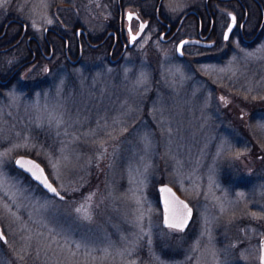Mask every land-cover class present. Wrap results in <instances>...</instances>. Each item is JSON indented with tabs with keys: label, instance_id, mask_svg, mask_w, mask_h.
I'll use <instances>...</instances> for the list:
<instances>
[{
	"label": "rangeland",
	"instance_id": "1",
	"mask_svg": "<svg viewBox=\"0 0 264 264\" xmlns=\"http://www.w3.org/2000/svg\"><path fill=\"white\" fill-rule=\"evenodd\" d=\"M203 3L164 0L161 11ZM111 4L0 0L39 36L69 17L98 32ZM152 33L121 63L98 56L0 88V264H260L264 45L186 62ZM19 153L67 198L18 170ZM160 182L194 207L186 232L162 225Z\"/></svg>",
	"mask_w": 264,
	"mask_h": 264
},
{
	"label": "flooded vegetation",
	"instance_id": "2",
	"mask_svg": "<svg viewBox=\"0 0 264 264\" xmlns=\"http://www.w3.org/2000/svg\"><path fill=\"white\" fill-rule=\"evenodd\" d=\"M143 1L152 4L144 7L139 0H111L98 32L69 17L46 26L43 36L32 31L9 6H0V88L36 83L54 70L68 71L87 62L90 65L98 56L111 64L121 63L141 37L131 44V35L142 22H146L145 30L153 27L152 44L174 49L186 62L225 59L237 47L264 45V0H204L173 19L161 11L164 0L159 13L161 0ZM232 16L235 25L225 39ZM79 28L86 33L79 34ZM185 38L196 41L183 45L180 54L178 46Z\"/></svg>",
	"mask_w": 264,
	"mask_h": 264
},
{
	"label": "water",
	"instance_id": "3",
	"mask_svg": "<svg viewBox=\"0 0 264 264\" xmlns=\"http://www.w3.org/2000/svg\"><path fill=\"white\" fill-rule=\"evenodd\" d=\"M161 4H162V0L160 1V4L157 8V13H159L160 11V8H161ZM141 24L144 25L143 29H141V27H139V30L136 32V33H132L131 37L135 36L136 39L139 38L142 33L144 32L145 30V27H146V22H142ZM234 25L235 24H232V20L229 24V26H231V28L233 29L234 28ZM228 26V28H229ZM228 28L226 30V35L228 36L230 34V32L228 31ZM86 33V30L84 28H79L78 29V33ZM135 39V40H136ZM131 38V44L135 41ZM196 41V39H193V38H185L183 39L179 46H178V51L179 53L181 54L182 53V48H183V45L187 44V43H192ZM21 157L25 158L26 160H32V161H35L36 164H38L43 170H44V175L47 177L49 183H51L52 187L56 188L57 189V192L54 193L52 191L49 190V188H47L43 183H41L40 181H37L36 179H34L32 177V175L28 172V171H25L23 168H21L19 165L16 164V160L20 159ZM13 164L14 166L19 169L20 171L24 172L25 174H27L35 183H37L44 191H46L48 194L52 195V196H56L58 198H61V199H65L66 198V195L63 194L59 189L58 187L56 186V184L53 182V180L51 179V177L49 176L48 172H47V169L45 168L44 164L39 161L36 157L32 156V155H29V154H23V153H20V154H17L14 158H13ZM157 188V192H158V196H159V204L161 206V209H162V220H161V223L162 225L165 227V228H169L166 224H165V200L167 199L169 202H171L173 200L174 197L176 198H179L180 201H183L185 204L188 205L189 208H191V216L190 218L188 219V222L186 224V226L184 227L183 231H180V232H186L188 230V228L190 227L193 219H194V215H195V210H194V207L190 204V202L185 199L184 197H182L179 192L176 190V188L171 185L170 183L168 182H160L157 184L156 186ZM164 188H168V189H171V192H164V191H161V189H164ZM58 193V194H57ZM172 229V228H170ZM176 230V229H175ZM179 231V230H178ZM0 233H2V240L4 242H6L8 240V237L6 235V233L4 232L3 230V227L0 223ZM260 248H261V256H260V264H262V261H261V257H264V235L261 236L260 238Z\"/></svg>",
	"mask_w": 264,
	"mask_h": 264
},
{
	"label": "snow or ice",
	"instance_id": "4",
	"mask_svg": "<svg viewBox=\"0 0 264 264\" xmlns=\"http://www.w3.org/2000/svg\"><path fill=\"white\" fill-rule=\"evenodd\" d=\"M7 2V0H5ZM2 6V5H0ZM132 14L130 13L128 19L131 20ZM236 18L232 16V24H235ZM141 29H143L144 25H140ZM228 31L231 32L232 28L229 26ZM227 35H225V39H227ZM133 40L136 39L135 36L132 37ZM16 164L23 168L25 171H28L34 179L43 183L50 191L56 193L57 189L52 187L51 183H49L47 177L44 175V170L32 160H26L21 157L16 160ZM164 192H171V189L164 188L161 189ZM58 194V193H57ZM77 212H81L82 209H76ZM191 208L188 207L183 201H180L179 198L174 197L171 202L167 199L165 200V224L172 229H176L179 231H183L186 226L188 219L191 216ZM0 238H2V233H0ZM262 264H264V257H261Z\"/></svg>",
	"mask_w": 264,
	"mask_h": 264
},
{
	"label": "trees",
	"instance_id": "5",
	"mask_svg": "<svg viewBox=\"0 0 264 264\" xmlns=\"http://www.w3.org/2000/svg\"><path fill=\"white\" fill-rule=\"evenodd\" d=\"M31 155V154H30ZM32 156H34V155H32ZM23 173V172H22ZM23 174H25V173H23ZM26 175V174H25ZM28 178H30L28 175H26ZM31 179V178H30ZM159 198V197H158Z\"/></svg>",
	"mask_w": 264,
	"mask_h": 264
}]
</instances>
